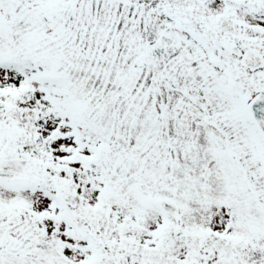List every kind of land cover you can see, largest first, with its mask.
I'll return each instance as SVG.
<instances>
[{"label":"snow or ice","instance_id":"1","mask_svg":"<svg viewBox=\"0 0 264 264\" xmlns=\"http://www.w3.org/2000/svg\"><path fill=\"white\" fill-rule=\"evenodd\" d=\"M0 264H264V0H0Z\"/></svg>","mask_w":264,"mask_h":264}]
</instances>
